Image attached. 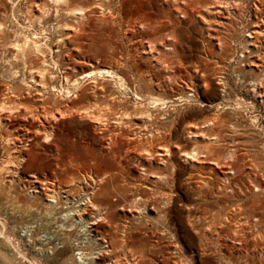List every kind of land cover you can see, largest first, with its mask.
Segmentation results:
<instances>
[{
	"label": "rangeland",
	"instance_id": "obj_1",
	"mask_svg": "<svg viewBox=\"0 0 264 264\" xmlns=\"http://www.w3.org/2000/svg\"><path fill=\"white\" fill-rule=\"evenodd\" d=\"M69 1L84 13L46 1L38 21L32 2L20 0L12 16L0 0V20L31 22L28 32L51 46L53 76L39 92L24 83L4 99L49 118L53 133L25 148L12 185L2 178L13 148L0 141V264L4 255L10 264H264V191L255 189L264 187V102L251 90L261 79L264 94V0ZM103 69L114 77L98 76ZM7 82L22 84L0 76V98ZM139 106L153 112V139ZM164 143L172 154H159ZM191 150L198 160L181 155ZM31 172L74 196L95 180L110 252L96 258L101 240L64 228L76 216L62 225L61 208L51 213L44 195L24 189Z\"/></svg>",
	"mask_w": 264,
	"mask_h": 264
},
{
	"label": "bare ground",
	"instance_id": "obj_2",
	"mask_svg": "<svg viewBox=\"0 0 264 264\" xmlns=\"http://www.w3.org/2000/svg\"><path fill=\"white\" fill-rule=\"evenodd\" d=\"M19 1L20 0H9L11 7L13 8V11L11 12L12 16L14 14V7ZM29 1L36 6H39L38 14L35 13L34 17L29 18L30 20L34 18L40 21L43 17V14L44 16L47 14L46 9H44L46 1L53 2L56 5V11L59 10V7L63 8L62 6L66 5V11L68 14L81 15L84 13L81 8L68 9V4L70 2L69 0H27V2ZM176 7L177 9H180L179 4H177ZM254 26L258 28L260 24L257 23ZM32 28L33 24L31 22L28 24H22L19 21H13L11 19L0 20V76L4 75L9 78V80L15 78V80H20L22 83L21 86L20 83H5L6 85H3V91L1 92L0 98V141L4 143L5 147L11 146L13 148L12 156L8 159L7 163L3 165V167L9 173V178H2V180L3 182L9 183L10 185L15 183V175L22 172L23 163L26 160L25 148L29 146L31 141L37 138L38 135H43L45 139H50L53 133V125L51 122H49V118H46L43 122H38L36 121L37 113L32 107L22 104L19 106L14 105L9 107L6 106V102L4 100L11 96V94L17 93L20 95L18 91L22 89V86L24 88V83H26L27 89L39 86L40 88L37 89L39 92L41 88L49 84L47 82L51 81L53 77L46 58L47 51L48 53L51 52V46L48 44V42L42 41L37 33H29L28 30ZM260 32L254 29L248 33L247 36L249 39L247 38V43L256 45V43L252 41H254V38H256V35ZM67 37V35H60V38L57 39L56 42L62 43ZM246 48H248V46H246ZM248 52H250V50H248ZM92 74L94 73L87 72L84 76H91ZM104 74L112 78L114 77V74L109 69L98 71V76ZM115 78L118 79L117 81H122L118 75H116ZM64 80L65 84L69 85L68 83L70 79L68 75H65ZM71 85L76 89L78 88V83L75 79ZM262 87L263 85L261 79H258L255 83H253L251 90L255 91L257 96L260 97V100L264 102V94L261 89ZM66 88V93L69 94L68 86H66ZM52 89H56L55 85L52 86ZM22 96L27 98L25 95ZM156 100H158V98L155 99L154 102H156ZM162 103L164 104V102ZM138 108H140V110H138V112H140L136 114H140V116L144 119L142 120L144 123L140 125V127L143 126V128L146 129V131L144 130L146 133V138L149 136L151 139H153L155 136H158L157 134H159V128H153L152 126L155 124L153 121V112L148 107L145 108L143 106H139ZM193 128L198 129L199 125H193ZM160 129L162 130V128ZM195 132L198 131H194V133ZM163 148L164 151L162 150L163 153L160 152V155L165 156L172 154L169 150V146L165 145V143ZM146 152L152 156L154 154V150L151 149H146ZM199 153L200 152L197 150H191V152L185 151L181 155L185 156L186 158H190L191 160H198L200 155ZM155 175H159L157 180H162L164 178L162 174ZM18 181L19 178H17V182ZM94 182L95 180L93 179V186L87 185V187H90V189L85 186L84 190H82L80 193H77L76 196L70 194V188L66 186H57L53 181H50L46 177H42L36 172L29 173V175L24 177L20 183L32 197L44 195L47 200L45 204L51 213L56 214L58 213V209L61 208L62 210L60 211V214H62H59L58 217L61 218L60 220L62 221V225L64 223H70L71 221L69 222V220L72 219L73 216H76L73 222H71L69 225L67 224L64 228L66 230H71L74 227L82 236H87L86 238L91 237L93 241L98 239L101 240L102 243H97V250L93 252V254H96V258H101L103 255L110 252V244L108 240L103 234L100 233L97 228L99 222L106 218L105 214L107 212V208L106 206H101L94 202L93 194L95 190L94 188L96 186L94 185ZM255 189H258L260 193L264 191V187L261 185H258ZM145 208L146 207H144V209ZM158 208L160 207L157 203V206H155L154 209H156L155 211L159 214ZM140 211L141 209L138 210V212ZM77 249L81 254H83L82 258L84 260L90 258L87 256L89 254L86 251L87 248L85 249L82 245H79L77 246ZM4 257L6 263L10 264L8 257L6 255H4ZM104 264H111V262H105Z\"/></svg>",
	"mask_w": 264,
	"mask_h": 264
}]
</instances>
